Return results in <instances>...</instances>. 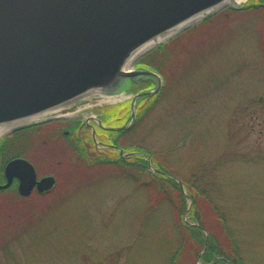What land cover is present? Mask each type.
Wrapping results in <instances>:
<instances>
[{
	"label": "rangeland",
	"instance_id": "1",
	"mask_svg": "<svg viewBox=\"0 0 264 264\" xmlns=\"http://www.w3.org/2000/svg\"><path fill=\"white\" fill-rule=\"evenodd\" d=\"M227 8L207 13L158 43L171 57L162 69L166 80L154 71L162 81L159 91L163 84L165 90L132 139L143 148L166 147L172 135L164 124L192 110V98L203 106L192 134L198 142L176 155L173 169L187 178L195 152L210 157L220 185L216 201L229 214L246 262L264 264V13ZM143 56L132 69L153 71L138 63ZM125 85L114 98L95 93L79 99L70 104L78 111L69 116L96 115L101 106L117 104L129 112L133 96L156 81L127 80ZM44 138L38 136L32 156L41 169L56 175V183L46 200L0 203V264H170L179 246L170 204L159 198L149 206L146 188L118 169L91 168L62 137ZM199 202L208 228L221 234L220 223ZM194 248L187 240L177 264H202Z\"/></svg>",
	"mask_w": 264,
	"mask_h": 264
},
{
	"label": "water",
	"instance_id": "2",
	"mask_svg": "<svg viewBox=\"0 0 264 264\" xmlns=\"http://www.w3.org/2000/svg\"><path fill=\"white\" fill-rule=\"evenodd\" d=\"M235 5L224 0H0V123L44 111L42 116L55 114L92 89L102 97L115 96L124 92L127 80L154 79L152 89L133 96L122 125L103 126L114 132L129 128L137 101L155 95L162 81L147 69L123 71L125 59L150 39L182 24L175 35L198 20L185 23L190 18L239 8ZM157 45L138 55L131 66ZM112 146L121 156L131 155ZM5 174L3 187L18 177L24 196L36 183L32 164L23 158L10 160ZM54 183V177L47 176L36 184L44 191Z\"/></svg>",
	"mask_w": 264,
	"mask_h": 264
},
{
	"label": "trees",
	"instance_id": "3",
	"mask_svg": "<svg viewBox=\"0 0 264 264\" xmlns=\"http://www.w3.org/2000/svg\"><path fill=\"white\" fill-rule=\"evenodd\" d=\"M227 9L232 12L252 9L264 13V2L249 0L238 9L232 7ZM210 17L212 16L204 18L203 22ZM168 53L169 51L165 46L158 45L155 49L146 53L138 63L161 74L163 79L166 80L162 69L169 65L171 60V57L168 59ZM126 88V85L122 86V90ZM164 90L165 84L155 95L140 98L136 105L134 123L125 130L109 133L112 140L109 142L124 150H128L131 152L130 156L123 157L118 151L112 154L97 152L95 156L83 158V162L85 165L89 164L91 168L118 169V172L125 174L136 186L146 188L149 196V206L154 205L159 201V198L170 204L174 211L179 237V246L171 253L170 264H177L182 253L181 249H183L187 240H192L195 244V256L201 253L199 258L202 264H248L242 254L240 239L235 234L234 229L229 226L230 217L226 212V208L216 201L220 185L216 181L217 177H214L215 173H211L213 169L211 171L212 167L209 165L210 157L208 155L205 156L201 152L199 153V151L195 152L194 158L189 159L190 176L187 178L181 177L173 169L177 158L176 155L179 152H183V150L189 151L194 140H196L195 143L198 142L197 139H192V134L199 126L196 125L200 115L203 114V106L196 104V101L192 98L190 102L192 104L190 109L192 110L186 113L179 112L177 116H174L173 121L171 120L169 123L164 124L165 127L168 126L167 129L172 135L166 147L155 150H152L150 146L143 148L139 141L134 143L132 139L134 133L140 129L143 119L158 107V98L163 94ZM128 113L126 111L125 120L128 117ZM105 114L108 116L110 113L106 112ZM123 119L124 117L122 116L120 120L122 121ZM29 128L30 125L14 131V133H20V137L23 139L21 141L22 146L25 143L24 139L28 137ZM129 135L131 137L130 141L128 140ZM12 142L13 139L9 141L10 144ZM11 146L14 145L11 144ZM75 150L78 152L81 148H75ZM176 178L179 180H176ZM179 183L184 185L187 194L183 193ZM220 183L222 184L221 180ZM187 198L191 200L190 209H188ZM199 201L211 210L214 219L220 223L221 234H217L208 228L207 217L198 210L200 209ZM186 212L187 219L184 218ZM205 230L208 231L207 241Z\"/></svg>",
	"mask_w": 264,
	"mask_h": 264
},
{
	"label": "flooded vegetation",
	"instance_id": "4",
	"mask_svg": "<svg viewBox=\"0 0 264 264\" xmlns=\"http://www.w3.org/2000/svg\"><path fill=\"white\" fill-rule=\"evenodd\" d=\"M126 108H123L121 104L117 105H105L98 108L96 115L87 116H69L78 111L73 105L65 107L60 110L59 113L51 114L45 118L30 125L28 131V137L24 139L25 143L22 146L20 133H14L13 130L10 133L0 136V203L12 202L11 204H19L24 201H40L46 200L48 191L52 189L56 183V175L47 173V168H40L37 160L32 156L35 150V144L38 141V136L45 135L43 140L47 141V136L52 135L55 138L63 139L67 144L73 148H81L79 152L82 158H90L88 153L92 150L95 152L109 153L117 151L112 145L116 146L110 138V131L105 127H116L124 123L126 118ZM110 113L108 116L105 113ZM118 116H117V115ZM124 119L121 121V117ZM43 133V134H42ZM14 146H11L9 143ZM47 144V142H45ZM93 146V147H92ZM118 147V146H117ZM121 148V147H120ZM123 149V148H122ZM124 150V149H123ZM125 154H131L125 149ZM124 154V155H125ZM126 157V156H123ZM128 157V156H127ZM15 158H23L30 162L34 168L36 183L42 178L47 176H53L55 183L49 190L39 191L37 184L31 188L30 193L27 196L19 193V178L13 177L10 184L7 187H3L7 183V177L5 174V167L7 163ZM8 204V203H7ZM13 236H15L13 234ZM2 237V236H1ZM4 238V237H3Z\"/></svg>",
	"mask_w": 264,
	"mask_h": 264
},
{
	"label": "bare ground",
	"instance_id": "5",
	"mask_svg": "<svg viewBox=\"0 0 264 264\" xmlns=\"http://www.w3.org/2000/svg\"><path fill=\"white\" fill-rule=\"evenodd\" d=\"M243 1L245 0H224V3H230V4H239V3H242ZM208 11V10H207ZM204 13H202L203 15ZM201 14H199L198 16H195L194 18H190L189 20H187L185 23H190V22H193L195 19H199L201 16ZM182 24H179L177 26H175L174 28L150 39L149 41H147L146 43H144L143 45H141L140 47H138L135 51H133L131 53V55L129 57H127L125 59V61L123 62V65L121 67V69L123 71H130L132 69V66H131V63L133 62V60L138 56L140 55L141 53H143L144 51L148 50L149 48H151L152 46L158 44L160 41L166 39L167 37H169L173 32L177 31L180 27H181ZM95 91V89H92V90H89L88 94H93ZM111 98L113 97H117L116 95L115 96H110ZM59 108H57L56 110H58ZM47 112V111H46ZM45 113L42 112V113H38V114H35V115H31V116H28V117H24V118H20V119H16V120H13V121H9V122H4V123H0V135L8 132L10 129H12L13 127L15 126H18V125H22V124H26V123H30V122H33L37 119L40 118V116H42V114Z\"/></svg>",
	"mask_w": 264,
	"mask_h": 264
}]
</instances>
